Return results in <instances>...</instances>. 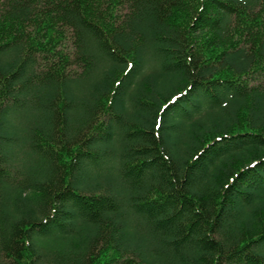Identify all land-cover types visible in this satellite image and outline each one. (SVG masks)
I'll return each mask as SVG.
<instances>
[{
  "label": "trees",
  "instance_id": "16d2710c",
  "mask_svg": "<svg viewBox=\"0 0 264 264\" xmlns=\"http://www.w3.org/2000/svg\"><path fill=\"white\" fill-rule=\"evenodd\" d=\"M0 264H264V0H0Z\"/></svg>",
  "mask_w": 264,
  "mask_h": 264
}]
</instances>
